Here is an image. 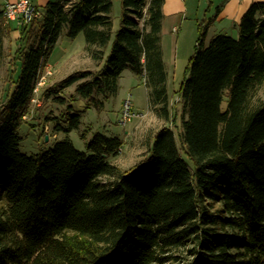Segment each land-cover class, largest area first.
<instances>
[{
  "label": "trees",
  "instance_id": "obj_1",
  "mask_svg": "<svg viewBox=\"0 0 264 264\" xmlns=\"http://www.w3.org/2000/svg\"><path fill=\"white\" fill-rule=\"evenodd\" d=\"M163 3L121 0L116 31L113 0H56L41 20L15 28L0 10V52L6 33L17 32L20 66L0 105V264H264V102H252L264 84V2L245 12L237 36L207 43L208 24L199 27L176 92L178 139L160 129L134 168L112 163L122 141L101 133L86 151L69 140L21 151V123L63 34H83L101 65L41 89L65 107L50 120L55 134L78 129L87 109L102 110L128 67L145 78L150 105L168 119ZM73 86L83 111L63 96Z\"/></svg>",
  "mask_w": 264,
  "mask_h": 264
},
{
  "label": "rangeland",
  "instance_id": "obj_2",
  "mask_svg": "<svg viewBox=\"0 0 264 264\" xmlns=\"http://www.w3.org/2000/svg\"><path fill=\"white\" fill-rule=\"evenodd\" d=\"M122 15L121 0H115L113 4V21L116 25L120 24ZM16 25V24H15ZM12 27L14 25L12 24ZM11 37L6 33L4 38V49L0 52V105L7 94L14 88L12 84V73L18 71L15 77L19 76L20 70L14 53L17 49V32H13ZM112 43L106 50V56L111 49ZM195 39L190 40L187 45L189 52L178 54V59L173 68L174 75L168 84L170 97L169 117L168 119L159 116L155 109L150 107L149 91L145 78L134 74L128 67L119 80V90L116 95L105 100L102 110L93 107L86 110L82 115L81 124L78 129L71 132L55 133L53 131L54 117L61 116L64 106L54 103L47 99L41 92L36 95V101L32 100L27 115L24 116L21 123L19 134L22 138L21 151L24 154H37L45 148H52L55 143L63 140H69L80 151H86L88 143L93 139L96 133L104 134L108 137H118L122 141V147L119 155L111 159L112 163L117 165L123 171H129L137 166L149 153L155 134L162 128L172 129L178 139L180 132V122L182 108L179 102L180 98L176 92L185 78L186 68L190 58L194 54ZM84 35L80 34L79 39L70 40L63 36L57 46L54 48L48 61L54 65L51 68L52 76H48L47 85L51 86L66 78L78 70H97L100 63L93 59L91 54L85 50ZM64 49L70 50L69 57H63ZM47 61V63H48ZM46 63V65H47ZM45 74V69L43 70ZM75 87H70L63 92V96L69 101L71 96L75 99L72 104L78 109H85V101L74 94ZM34 99V98H33ZM227 100L223 108L227 106ZM77 102H81L77 104ZM129 102L131 111L139 114V117L133 118L126 127L119 122L122 118L125 104ZM253 103L264 102V84L257 88L252 96ZM48 126V128H47ZM49 136L46 141L45 137ZM175 255H184L182 251H175ZM167 264H180L172 260Z\"/></svg>",
  "mask_w": 264,
  "mask_h": 264
},
{
  "label": "crops",
  "instance_id": "obj_3",
  "mask_svg": "<svg viewBox=\"0 0 264 264\" xmlns=\"http://www.w3.org/2000/svg\"><path fill=\"white\" fill-rule=\"evenodd\" d=\"M12 1L0 0V10H3L5 5ZM54 1L56 0H33L34 4L43 12H45L48 3ZM258 2H264V0H164L161 47L168 73V84L174 75L173 68L176 65L178 54L189 52L187 45L190 40L195 39V43L197 42L199 27L208 24L207 43L217 34L237 36V26L241 18L253 3ZM13 25L14 27L11 24L12 28L17 26ZM118 28L119 25L114 22V31ZM79 38L80 35L76 39ZM64 55L65 58L69 57L70 50L64 49L63 57ZM51 68H54V65L48 61L45 71ZM80 103L77 102V104ZM72 105L76 111L82 110L76 108L74 104ZM150 107L152 108L151 105Z\"/></svg>",
  "mask_w": 264,
  "mask_h": 264
},
{
  "label": "built area",
  "instance_id": "obj_4",
  "mask_svg": "<svg viewBox=\"0 0 264 264\" xmlns=\"http://www.w3.org/2000/svg\"><path fill=\"white\" fill-rule=\"evenodd\" d=\"M5 22L8 25L16 24L17 26L30 25L32 22L41 20L44 16V12L41 11L33 0H13L5 5L4 9ZM52 75L50 69L42 73L37 86L34 89V99L36 101V95L46 85L48 76ZM139 114L131 111L130 103L125 104V109L120 119V124L126 127L128 123L135 117H139Z\"/></svg>",
  "mask_w": 264,
  "mask_h": 264
},
{
  "label": "water",
  "instance_id": "obj_5",
  "mask_svg": "<svg viewBox=\"0 0 264 264\" xmlns=\"http://www.w3.org/2000/svg\"><path fill=\"white\" fill-rule=\"evenodd\" d=\"M48 140H49V136L46 137V141H48Z\"/></svg>",
  "mask_w": 264,
  "mask_h": 264
}]
</instances>
